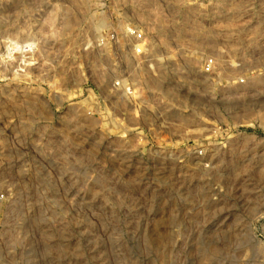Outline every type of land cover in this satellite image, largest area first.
I'll return each mask as SVG.
<instances>
[{
    "label": "rangeland",
    "instance_id": "374dc122",
    "mask_svg": "<svg viewBox=\"0 0 264 264\" xmlns=\"http://www.w3.org/2000/svg\"><path fill=\"white\" fill-rule=\"evenodd\" d=\"M104 1L0 0V264H264V0ZM124 20L139 106L104 52Z\"/></svg>",
    "mask_w": 264,
    "mask_h": 264
},
{
    "label": "built area",
    "instance_id": "2783aa9c",
    "mask_svg": "<svg viewBox=\"0 0 264 264\" xmlns=\"http://www.w3.org/2000/svg\"><path fill=\"white\" fill-rule=\"evenodd\" d=\"M99 1L97 8L103 12L106 9V1ZM136 6L138 5L136 4ZM180 8L182 9V7ZM143 25L138 21L124 20L122 28L108 32L104 38L105 56L109 60V66L113 69L114 82L112 88L115 92V100L117 102L128 101L135 106H139L140 102L145 103L142 97L145 94L144 87L149 88L155 79L153 60L148 54L149 40ZM86 38L84 41L89 42ZM89 50L88 44L84 51L88 53ZM214 66V58H208L202 66L203 73H213ZM147 82L150 83L147 84Z\"/></svg>",
    "mask_w": 264,
    "mask_h": 264
},
{
    "label": "bare ground",
    "instance_id": "6f19581e",
    "mask_svg": "<svg viewBox=\"0 0 264 264\" xmlns=\"http://www.w3.org/2000/svg\"><path fill=\"white\" fill-rule=\"evenodd\" d=\"M35 41V40H34ZM26 43L28 44V42L26 41ZM37 43V42H36ZM25 45V48H28V46H29V44L28 45ZM12 44L11 43H9L8 44V48H7V51H8V53H10V54H12V52H13V50H17V48L16 49H14V48H12ZM33 47V46H32ZM30 48H31V44H30ZM21 49V48H20ZM19 51V50H18ZM39 51V50H38ZM22 55V54H21ZM159 90H160V88H159ZM56 94V93H55ZM54 99H55V101L58 103V104H62V98H61V96H59L58 94H56L55 96H54ZM39 104L42 106L43 104H44V102L43 101H40L39 102ZM68 118H78V116H76V114H75V112H74V110L73 109H69L68 110ZM201 162V161H200ZM261 218L262 217H259L258 218V220H261Z\"/></svg>",
    "mask_w": 264,
    "mask_h": 264
}]
</instances>
